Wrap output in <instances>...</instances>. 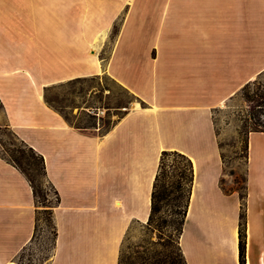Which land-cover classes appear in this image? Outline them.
<instances>
[{
  "label": "crops",
  "instance_id": "1",
  "mask_svg": "<svg viewBox=\"0 0 264 264\" xmlns=\"http://www.w3.org/2000/svg\"><path fill=\"white\" fill-rule=\"evenodd\" d=\"M202 2L206 8L200 0H170L169 17L204 19L206 32L169 24L149 53L131 43L112 56V75L136 100L107 129L67 122L30 75L17 74L26 81L11 92L0 84V123L45 157L60 197L50 264H119L131 232L148 222L164 150L183 152L194 163L180 235L188 264H240L242 199L237 189L221 185L224 163L213 110L264 71V63L255 49L242 60L239 46L225 48L224 36L210 49L208 23L215 12L209 0ZM38 209L26 175L0 153V264H12L32 241ZM246 213V264H264V131L249 134Z\"/></svg>",
  "mask_w": 264,
  "mask_h": 264
},
{
  "label": "rangeland",
  "instance_id": "2",
  "mask_svg": "<svg viewBox=\"0 0 264 264\" xmlns=\"http://www.w3.org/2000/svg\"><path fill=\"white\" fill-rule=\"evenodd\" d=\"M169 1L0 0V76L5 74L10 78L2 76L0 84L11 92L21 81H26L17 74L30 75V80L49 99L50 108L67 122L82 126L95 124L107 129L136 100L109 69L115 53L131 43L143 54L149 53L154 38L169 24L193 25L195 29L190 32H206L204 19L201 24L195 19L175 22L170 18ZM220 5L225 7L224 12ZM202 6L207 7L205 2ZM208 6L214 8L216 15L209 16L210 49L213 42L221 44L224 36L225 48L239 46L244 61L249 55L252 57L255 49L257 61L260 59L262 65L264 0H209ZM222 13L226 17L224 21L218 17ZM252 80L247 88H244L246 83L242 84L232 96L223 99V106L220 103L213 110L225 158L221 185L226 191L237 188L242 191L244 186L247 159L243 124L252 112L248 94L252 96L257 89L264 93V71ZM2 100L0 96V111L4 109ZM261 117L264 119V115ZM19 145L12 129L0 123V151L5 153V148ZM44 187L47 195L38 205L43 212L39 214L36 235L12 264H50L54 256L56 242L48 218L52 216L54 220L56 199L50 185ZM171 213V207L163 206L158 216L168 220L178 218ZM162 230L169 234L172 228L166 226ZM158 235L157 229L135 228L123 249L134 250L142 244L153 252L156 247L152 242L159 239ZM173 238L168 246L170 250L180 241L177 233Z\"/></svg>",
  "mask_w": 264,
  "mask_h": 264
},
{
  "label": "trees",
  "instance_id": "3",
  "mask_svg": "<svg viewBox=\"0 0 264 264\" xmlns=\"http://www.w3.org/2000/svg\"><path fill=\"white\" fill-rule=\"evenodd\" d=\"M253 81V80H251ZM250 81L245 84L247 88ZM128 92L136 98V96ZM249 102L252 105V112L243 124L244 134L246 136V163L248 161L249 149V134L253 131H264V93L260 89L254 91L251 95L248 94ZM47 101L49 100L46 97ZM95 125V124H93ZM82 126V125H78ZM109 128V127H108ZM13 131V130H12ZM14 136L20 141V145L15 148H5V153H0L16 165L30 181L37 205H39L42 197L46 198L47 192L44 190L48 184L53 189L56 205L60 201L58 191L48 177L45 157L35 150L32 146L20 139L13 131ZM222 148L221 142L219 143ZM221 155L225 167V158L221 150ZM195 171L192 159L185 153L178 150H164L161 154L158 172L155 177L152 190V207L151 213L146 223V227L153 231L158 230V240L153 241L155 245L153 252L149 251L148 247L142 244L136 245L134 250L124 251L122 248L119 264H188L184 253L182 251L180 241H176L175 249H168L170 241L174 240L176 233L179 237L183 230V224L188 212ZM47 183V184H46ZM237 190L240 192L242 199L241 221H240V264H246V247H247V213H246V197H247V169L244 177V186ZM55 205V206H56ZM163 206L171 207L172 213L176 214L178 218L168 220L166 218H159L158 214L161 212ZM47 210V209H44ZM43 212L38 209L37 223L32 240L34 239L38 230L39 214ZM53 229L54 241L57 239V228L53 217L48 218ZM171 227L172 231L169 234L163 232L164 227ZM176 231V233H174ZM166 239H165V237Z\"/></svg>",
  "mask_w": 264,
  "mask_h": 264
},
{
  "label": "bare ground",
  "instance_id": "4",
  "mask_svg": "<svg viewBox=\"0 0 264 264\" xmlns=\"http://www.w3.org/2000/svg\"><path fill=\"white\" fill-rule=\"evenodd\" d=\"M221 105L223 106L224 103H221ZM221 105H220V106H221ZM226 230H227V229H226ZM227 237H228V232L226 231V232L224 233V240H226ZM226 249H227V243L224 245V248H223L224 253H225Z\"/></svg>",
  "mask_w": 264,
  "mask_h": 264
}]
</instances>
